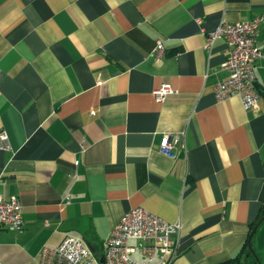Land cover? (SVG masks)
<instances>
[{"label": "crops", "instance_id": "obj_1", "mask_svg": "<svg viewBox=\"0 0 264 264\" xmlns=\"http://www.w3.org/2000/svg\"><path fill=\"white\" fill-rule=\"evenodd\" d=\"M259 16L264 0H0V195L19 197L23 219L0 228V264L68 236L101 251L137 206L180 224L177 264H257L243 245L264 206V58L245 109L214 92L225 40L204 43ZM255 37L264 52V18ZM173 133L170 156L159 145ZM251 245L264 264L261 224Z\"/></svg>", "mask_w": 264, "mask_h": 264}, {"label": "built area", "instance_id": "obj_2", "mask_svg": "<svg viewBox=\"0 0 264 264\" xmlns=\"http://www.w3.org/2000/svg\"><path fill=\"white\" fill-rule=\"evenodd\" d=\"M262 16L245 21H222L208 34L204 47L210 48L216 38H223L227 55L220 69L227 76L216 82L214 92L218 99L237 95L243 108L250 109L258 104L260 93L256 87L255 64L264 58L257 46L255 32ZM160 58L164 45L157 40L153 50ZM172 91L168 84H161L153 90L160 100ZM180 133L166 134L159 149L173 156L171 150L181 140ZM0 148L10 149L8 135L0 133ZM16 194L0 195V228L21 230L23 227L22 208ZM180 224L162 220L142 206L125 211L112 227L104 248L94 251L82 239L66 237L59 245H44L37 261L25 264H177V241Z\"/></svg>", "mask_w": 264, "mask_h": 264}, {"label": "water", "instance_id": "obj_3", "mask_svg": "<svg viewBox=\"0 0 264 264\" xmlns=\"http://www.w3.org/2000/svg\"><path fill=\"white\" fill-rule=\"evenodd\" d=\"M262 221H264V215H262L258 221L256 222V224L253 226L252 230L250 231L249 237H248V243H247V248H246V252L245 255L248 256L250 253L254 256L255 260L257 261V264H261V262L259 261V259L257 258L252 245H251V238L252 235L254 234L255 230L257 229V227L262 223Z\"/></svg>", "mask_w": 264, "mask_h": 264}, {"label": "trees", "instance_id": "obj_4", "mask_svg": "<svg viewBox=\"0 0 264 264\" xmlns=\"http://www.w3.org/2000/svg\"><path fill=\"white\" fill-rule=\"evenodd\" d=\"M262 215H264V206H262L261 212H260V214H259V218H260ZM247 243H248V240H247V242L243 245V247H247Z\"/></svg>", "mask_w": 264, "mask_h": 264}, {"label": "rangeland", "instance_id": "obj_5", "mask_svg": "<svg viewBox=\"0 0 264 264\" xmlns=\"http://www.w3.org/2000/svg\"><path fill=\"white\" fill-rule=\"evenodd\" d=\"M261 226H264V221H262Z\"/></svg>", "mask_w": 264, "mask_h": 264}]
</instances>
